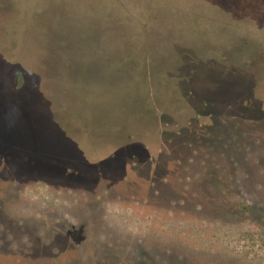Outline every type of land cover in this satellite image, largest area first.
I'll return each instance as SVG.
<instances>
[{"label":"rangeland","instance_id":"374dc122","mask_svg":"<svg viewBox=\"0 0 264 264\" xmlns=\"http://www.w3.org/2000/svg\"><path fill=\"white\" fill-rule=\"evenodd\" d=\"M152 1L150 52L178 88L112 126L92 38L111 51L110 17L141 0H0V264H264V0ZM46 7L73 19L56 90L34 80Z\"/></svg>","mask_w":264,"mask_h":264},{"label":"trees","instance_id":"16d2710c","mask_svg":"<svg viewBox=\"0 0 264 264\" xmlns=\"http://www.w3.org/2000/svg\"><path fill=\"white\" fill-rule=\"evenodd\" d=\"M128 4L134 3H132V0H127L126 5ZM138 5L139 8H137V13L131 12L128 8V11H122L125 14L119 15V17H110L111 21L109 26L112 29L117 25L124 27V35L121 43H112L111 51H109L108 48H103L105 53L100 54L99 49L102 48V46L100 47L96 37L92 38V53L88 57V63H90V65L86 73L90 74V72H92L93 76L95 74L97 78V76L103 72L107 75L105 79H107L108 83L114 84L116 82V86L120 88V91L116 89L114 92V94L116 93L119 95L120 101L112 104L110 109L112 126L117 123V118L113 116L114 110L118 111V115L122 116L123 114V116L127 118L130 117V113H132L134 117H136V115L141 116L146 113L149 107H155L156 102L160 103L161 100L170 99L174 92L173 89L178 88L176 86L178 85L176 84V80L178 79L177 75L169 76L167 68L162 67L165 66L164 63H161L150 52V45L148 44L149 38L147 37L150 32L149 24L153 25L150 22L156 21L158 18V14L155 13V10H158V8L153 4L152 0H141V3H138ZM44 10H46V12L48 11L47 16L49 18L54 17L52 19L53 25L49 27L48 30L47 27H45L43 29L36 28V31H38V35H43V52L48 55L46 59H49V64L40 70H36V73L40 77L34 80L36 83H39L40 86L56 90L61 84L62 74L60 72L61 68L58 67L59 57L57 50L60 46L59 36L57 37L54 31L57 33V26L60 27L64 25L71 17L63 21L62 19H65V17L60 10H55L54 13H49V8L47 7ZM109 10L112 11L110 7ZM109 10L106 11V13L110 12ZM91 15L93 17L91 21V23H93L92 30L96 31L99 24L94 23V18L96 16L94 17V14L90 12V16ZM178 16H180L181 19L184 18L183 15ZM32 19L36 18L32 17ZM69 23L77 25L74 21H70ZM31 27L34 28L33 26ZM77 27L79 28L78 25ZM51 31L53 33H50ZM60 36L64 38L63 34H60ZM63 58L69 63L67 68H63L65 71L64 73L70 75L67 79L71 80L76 77L78 78L83 74V72H81L83 69L80 67L82 63L81 60L70 58V56L67 55L63 56ZM100 63H103L102 71H100L99 68ZM27 80L28 83L34 82V80ZM16 81L19 84L26 83L24 74L20 71L16 73ZM121 95L125 97L122 102V99H120ZM146 102L147 109L142 110V108H145L144 104ZM129 105L132 106V109H129ZM133 110L134 112H129Z\"/></svg>","mask_w":264,"mask_h":264}]
</instances>
